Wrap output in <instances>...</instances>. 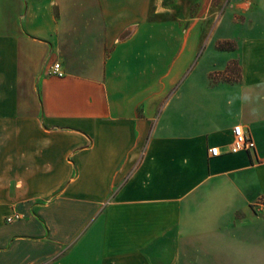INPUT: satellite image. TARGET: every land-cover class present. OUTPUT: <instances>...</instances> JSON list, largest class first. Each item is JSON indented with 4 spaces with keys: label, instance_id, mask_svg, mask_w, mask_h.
Returning a JSON list of instances; mask_svg holds the SVG:
<instances>
[{
    "label": "crops",
    "instance_id": "1",
    "mask_svg": "<svg viewBox=\"0 0 264 264\" xmlns=\"http://www.w3.org/2000/svg\"><path fill=\"white\" fill-rule=\"evenodd\" d=\"M258 200L264 0H0V264H264Z\"/></svg>",
    "mask_w": 264,
    "mask_h": 264
},
{
    "label": "built area",
    "instance_id": "2",
    "mask_svg": "<svg viewBox=\"0 0 264 264\" xmlns=\"http://www.w3.org/2000/svg\"><path fill=\"white\" fill-rule=\"evenodd\" d=\"M49 74L55 75L58 77L63 76V72L60 70L59 64H54L50 70ZM233 138L231 143L229 144L227 154H235L238 152H249L252 151L255 147L253 140L248 136L242 126H234L232 129ZM210 156H219L221 153L217 147L211 148L209 150ZM252 208L255 212H257L260 216L264 218V201L258 200L253 203ZM12 219L9 218L7 221L10 222Z\"/></svg>",
    "mask_w": 264,
    "mask_h": 264
},
{
    "label": "rangeland",
    "instance_id": "3",
    "mask_svg": "<svg viewBox=\"0 0 264 264\" xmlns=\"http://www.w3.org/2000/svg\"><path fill=\"white\" fill-rule=\"evenodd\" d=\"M202 47H204V46H202ZM201 63V62H200Z\"/></svg>",
    "mask_w": 264,
    "mask_h": 264
}]
</instances>
